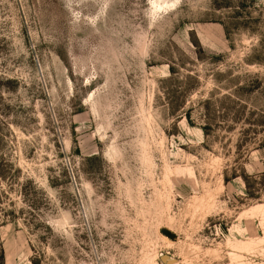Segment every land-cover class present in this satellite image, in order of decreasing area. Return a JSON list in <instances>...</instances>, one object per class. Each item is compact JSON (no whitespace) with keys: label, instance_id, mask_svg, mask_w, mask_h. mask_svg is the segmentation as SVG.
Wrapping results in <instances>:
<instances>
[{"label":"rangeland","instance_id":"rangeland-1","mask_svg":"<svg viewBox=\"0 0 264 264\" xmlns=\"http://www.w3.org/2000/svg\"><path fill=\"white\" fill-rule=\"evenodd\" d=\"M0 264H264V0H0Z\"/></svg>","mask_w":264,"mask_h":264},{"label":"water","instance_id":"water-1","mask_svg":"<svg viewBox=\"0 0 264 264\" xmlns=\"http://www.w3.org/2000/svg\"><path fill=\"white\" fill-rule=\"evenodd\" d=\"M164 233L166 234V235H168L170 238H176V235L174 234V233H172L170 230H168V229H165L164 230Z\"/></svg>","mask_w":264,"mask_h":264}]
</instances>
